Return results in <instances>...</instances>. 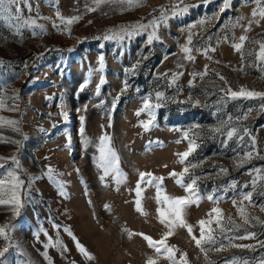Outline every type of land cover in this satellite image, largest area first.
Wrapping results in <instances>:
<instances>
[{"label": "rangeland", "instance_id": "1", "mask_svg": "<svg viewBox=\"0 0 264 264\" xmlns=\"http://www.w3.org/2000/svg\"><path fill=\"white\" fill-rule=\"evenodd\" d=\"M174 2L142 0V6L121 14L122 6L118 4H102L88 12V7H95L92 0H30L33 11L21 5L23 18L36 19L45 29L44 33L36 29L35 36L30 28H21L20 22L0 15V100L5 105L0 117L18 122L0 127V158L9 161L6 167H15L10 160L13 155L17 157L24 170L18 174L29 193L18 215L13 214L11 205H0V226L7 224L10 228L9 241L0 238V248L8 247L0 258L3 264H146L156 254L138 234L160 240L166 229L159 223L157 208L161 205L156 202L155 187L140 185L142 211H136L139 173L163 177L165 194L183 197V189L169 178V173H179L183 167H189L190 174L199 177L203 197L198 205L184 210L183 218L192 226V235L199 238L198 221L207 219L213 207L221 209L225 220L231 217L242 225L239 232L227 235H256L254 239L232 241L219 236L206 260L188 231L178 227L166 241L176 248V258L184 254L187 264H228L234 259L237 264L245 260L258 264L264 259V247H260L264 242V195L260 194L264 188L260 181L252 203L244 202L251 222L243 225L237 214L240 194L252 190L251 181L256 176L252 169H264V159L258 158L264 157V112L260 109L264 101L232 100L226 95L228 89L241 88L264 93V71L253 64L251 57L242 63L240 54L232 48L240 36L246 35L247 56L258 50L251 41L264 40V20L259 25L253 23L251 31H244L256 7L254 0H230L223 12V0H186L187 12L170 17L167 26L158 30L160 40L152 45L145 44L146 34L123 42L97 38L118 26L147 23L159 15L161 7ZM57 11L64 18L81 17L70 26V33L64 32ZM237 17L244 19L233 27ZM201 20L206 23L199 24ZM192 25H196L191 27L194 59L187 61L181 46ZM209 47L215 50L208 51L207 56L195 51ZM100 57L103 72L97 71ZM138 61L135 72L126 74V69ZM176 72L183 74L170 87L168 81ZM205 72L203 78L191 75ZM101 76L104 84L97 94ZM125 82L127 90L121 91ZM156 91L170 99L156 109V126L145 132L138 125L147 116L137 117L135 113L142 98L149 94L154 97ZM13 105L17 110L9 111ZM81 116L84 136L91 142L87 147L80 134ZM229 117L241 130H248L243 143L238 144L234 138L225 146L226 136L208 134L210 127ZM237 117L242 118L237 121ZM184 132H189V139L199 146L181 165L178 154L187 150ZM101 135L111 137V146L118 154L124 174L119 184L112 175L103 186L98 178L102 172L94 157L98 155L95 145ZM9 141H19V147ZM244 151H252L253 159L236 167ZM189 162L197 167L191 168ZM49 166L54 170L52 178L47 172ZM56 181L63 184L62 190ZM185 182H189L187 177ZM213 192L223 199L208 201L207 195ZM49 239L52 245L45 248ZM77 242L92 259L78 251ZM216 247L221 250L216 251ZM157 264L168 261L160 258Z\"/></svg>", "mask_w": 264, "mask_h": 264}, {"label": "snow or ice", "instance_id": "2", "mask_svg": "<svg viewBox=\"0 0 264 264\" xmlns=\"http://www.w3.org/2000/svg\"><path fill=\"white\" fill-rule=\"evenodd\" d=\"M250 2V0H245V3ZM256 7L251 12V17L248 21L247 27L244 28L245 32L251 31V26L253 23L259 25L260 20H264V0H254ZM92 4L95 7H88L87 11L92 12L98 9L102 4H118L122 7L120 8V13L122 14L124 11L133 10L135 7L142 6V0H92ZM21 5H24L28 9L29 12L33 11L32 4L30 0H0V15H8L10 19L16 20L20 22L21 28H30L32 30L33 36L37 35L36 29H39V33H44L45 29L43 26L37 24V20L29 17L24 19L22 16L23 9ZM126 6V7H124ZM230 6V0H223V5L220 8V12L225 11L226 8ZM15 9L14 13L12 9ZM188 6L186 4V0H175V2L169 6L161 7L158 12V16H153L147 23H137L135 25L130 26H118L116 29H109L102 37H97L98 39H103L105 41L108 40H117L123 42L125 40H131L132 38L140 35L146 34V45H152L154 41H159L160 37L158 35V30L161 26H167V21L170 17H174L176 15H180L184 12H187ZM37 16L39 17V9L36 8ZM57 18L61 21V24L64 25V32L70 33V26L79 21L81 17L73 16L71 18H64L57 11ZM259 17V19H257ZM43 18V17H40ZM243 17L235 18V23L232 25L233 27L239 26V22L243 20ZM90 23V22H89ZM206 23L205 20L199 21V24L203 25ZM56 28H59L60 25H53ZM196 25L190 26L189 35L187 37V41L184 45L181 46V52L184 54L183 58L187 61H192L194 57L192 56L193 47L192 45V33L191 27H195ZM225 40H227V36H225ZM248 40L246 35H242L239 37V42L232 44V48L235 52L239 53L241 56L242 63L247 60V58H253V64L260 67L261 71H264V40L260 41H251L254 45H258V50L248 52L247 56L244 53L245 41ZM214 48H196L195 51L201 52L205 56H207L208 51H214ZM139 66V61L136 65H133L131 69H126V74L129 72L134 73L136 67ZM182 65H178L181 67ZM104 63L103 57L99 58V68L97 71L103 72ZM183 73L176 72L172 74L171 79L168 81V85L171 87L175 81L181 76ZM207 73H192L191 75L195 78L199 75L203 78ZM166 75V74H165ZM221 79H223L221 77ZM104 84V78L101 76L99 84H97L96 92L99 94L101 86ZM189 85H192V82L189 81ZM86 85H82L83 88ZM127 83L125 82L124 88L121 91L127 90ZM229 99H254L260 98L264 101V93H259L255 91H249L244 88H241L239 91H233L231 89L227 90L226 93ZM13 100L16 98L13 97ZM118 99V97H117ZM169 97H166L165 94L161 91H156L154 93V97L152 94L146 95L142 98L143 103L138 111H136L135 115L139 117L141 114H145L147 119L141 120L139 122V127H141L145 132L149 131L152 127H155L156 121V109L163 106L164 102H166ZM195 104H198L199 101H195ZM4 101L0 100V110L4 108ZM115 107V101L113 103V108ZM260 109L264 112V102L261 103ZM9 111H16L15 105L12 108L8 109ZM251 111V110H250ZM63 115V113H62ZM242 117H237L236 120L239 121ZM246 118V114L245 117ZM111 119V117H109ZM232 117H229L227 121L221 119L218 124L214 127H210L208 129L209 135H224L226 139L224 140L225 146H227L228 141L236 139L238 144L244 142V137L248 136V130L245 128L241 130L237 124L232 123ZM81 120V128L80 134L83 137V143L87 147L91 142L89 139L84 136V117H80ZM16 120H5L3 117H0V127L3 125H17ZM111 124L109 123V127ZM14 131H19L18 128L13 127ZM183 138L187 140V150L178 154V163L181 165L185 164L188 161V158L196 151V148L199 146L195 140L189 139V132L183 133ZM3 138L0 137V142H2ZM10 143L16 144L17 148L19 147V141H9ZM70 143V141H69ZM151 143V142H150ZM177 143H180L178 140ZM67 147V145H66ZM96 151L98 155L94 157L96 161V167L102 172L98 178L101 181L102 186L104 185L105 179L112 175V179L116 184H119L121 180L124 178V174L121 172L119 167V157L117 152L111 146V137L108 135H101L98 139V143L95 145ZM264 159V157H258ZM253 159L252 151H244L243 155L238 158L236 162V167H243L244 164ZM11 164L15 165V167H6L9 161L0 158V205H11L13 209V214L18 215L19 210L22 207L23 200L27 198L29 195L28 191L24 188L25 181L18 174L23 172L24 170L21 168L20 161L17 159L15 155L11 157ZM190 163L191 168H196L197 165L195 163ZM221 171L226 172V169H221ZM252 171L256 174L255 178L252 179L251 185L252 190L248 192H242L240 207L237 208V214L240 217L243 225H247L251 222L250 217L248 216L246 209L244 207V202L247 201L249 204L253 201V194L257 189L258 181L261 182V187L264 188V169L262 168H254ZM49 174V178H52V173L54 170L49 166L47 169ZM188 178L189 182H185V178ZM169 178H173L174 182L177 186L181 187L185 192L183 197H170L165 194L164 189L162 188L163 177L154 176L151 172H140L139 180L136 186V197L135 200V208L137 212H141V192L142 189L140 187L141 184H147L149 186L155 187L156 190V202L161 207L157 208V215L159 219V223L164 226L166 231L163 233L160 240H154L147 235H141L142 238L146 241L148 247L153 249L155 252V257H149L146 260V264H157V261L160 258L168 261V264H187V259L184 254H181L179 259L176 258V248L174 246H168L166 241L173 234L176 228H184L188 231L189 235L195 242L197 248H199L205 254V259H208L207 253L213 246H215L218 242V237L223 236L224 239L229 241L240 239H254L255 233H246L243 235H227L228 233L239 232L242 227L241 224H237L235 221L229 217L227 220L224 219L222 211L218 207H213L210 212L207 214V219H201L198 221L199 226V238L192 235V226L187 224L183 218L184 210L192 204H199L200 200L203 198L200 196L198 179L199 177L190 174L189 167H183V169L177 173L175 171L169 173ZM56 183L60 186L61 190L63 188V184L60 181H56ZM247 187V185H245ZM261 195H264V191H261ZM207 200L215 203L219 199H223V197H216L215 192L207 195ZM237 201L233 200V205L236 206ZM108 206L105 205V210H107ZM261 211H264V206L261 207ZM215 225V228L212 225ZM10 228L7 224L0 226V238L4 241H9V233ZM131 235V233H129ZM47 236V233H45ZM56 244L59 245V241H56ZM52 245L51 239L48 240V243L44 245L45 248H48ZM205 245L209 247L206 248ZM77 249L80 253L86 256L88 259H92L89 253L79 245L76 244ZM232 247H240V248H252V245L246 244H232ZM221 247L223 245L221 244ZM260 247H264V242H260ZM216 251H220V247L215 248ZM8 251V247L5 246L0 248V258L4 257L5 253ZM45 259H47V255L45 254ZM0 264H3L0 261ZM228 264H237V261L234 259L229 261ZM244 264H248V261H244ZM258 264H264V259L258 261Z\"/></svg>", "mask_w": 264, "mask_h": 264}]
</instances>
